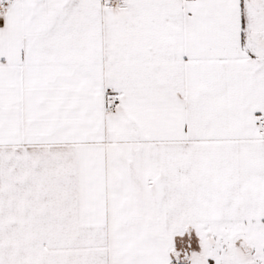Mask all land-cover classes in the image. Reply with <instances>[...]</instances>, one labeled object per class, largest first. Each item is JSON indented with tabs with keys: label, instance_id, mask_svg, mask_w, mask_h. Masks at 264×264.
<instances>
[{
	"label": "snow or ice",
	"instance_id": "obj_1",
	"mask_svg": "<svg viewBox=\"0 0 264 264\" xmlns=\"http://www.w3.org/2000/svg\"><path fill=\"white\" fill-rule=\"evenodd\" d=\"M0 264H264V0H0Z\"/></svg>",
	"mask_w": 264,
	"mask_h": 264
}]
</instances>
